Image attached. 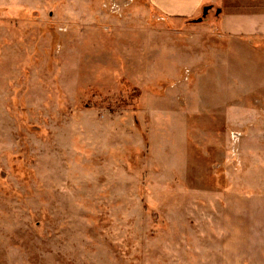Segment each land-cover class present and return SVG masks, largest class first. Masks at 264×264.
I'll return each mask as SVG.
<instances>
[{"label":"rangeland","instance_id":"rangeland-1","mask_svg":"<svg viewBox=\"0 0 264 264\" xmlns=\"http://www.w3.org/2000/svg\"><path fill=\"white\" fill-rule=\"evenodd\" d=\"M141 4L0 0V264H247L264 43Z\"/></svg>","mask_w":264,"mask_h":264},{"label":"crops","instance_id":"crops-1","mask_svg":"<svg viewBox=\"0 0 264 264\" xmlns=\"http://www.w3.org/2000/svg\"><path fill=\"white\" fill-rule=\"evenodd\" d=\"M144 3L139 12H156L168 19L186 22L199 18L203 10L215 9L216 15L209 22L222 36L246 40L252 46L264 43V0H144ZM234 200L239 202L242 210L249 206L253 208L258 218L252 228L257 236L256 246L244 261L264 264V193L226 194L227 202ZM228 263L234 264L233 261Z\"/></svg>","mask_w":264,"mask_h":264},{"label":"built area","instance_id":"built-area-1","mask_svg":"<svg viewBox=\"0 0 264 264\" xmlns=\"http://www.w3.org/2000/svg\"><path fill=\"white\" fill-rule=\"evenodd\" d=\"M127 1H128V0H127ZM129 1H132V2H133L134 0H129ZM130 3H131V2H130ZM119 7H120L119 5L112 4V5H111V11H117V8H119ZM231 139H232V141H233V140H234V141L239 140L238 134L233 133Z\"/></svg>","mask_w":264,"mask_h":264},{"label":"water","instance_id":"water-1","mask_svg":"<svg viewBox=\"0 0 264 264\" xmlns=\"http://www.w3.org/2000/svg\"><path fill=\"white\" fill-rule=\"evenodd\" d=\"M204 13H207V9L205 10V12Z\"/></svg>","mask_w":264,"mask_h":264}]
</instances>
